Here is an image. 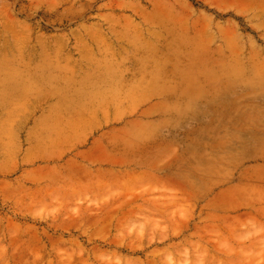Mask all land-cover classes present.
I'll return each mask as SVG.
<instances>
[{"label":"rangeland","instance_id":"obj_1","mask_svg":"<svg viewBox=\"0 0 264 264\" xmlns=\"http://www.w3.org/2000/svg\"><path fill=\"white\" fill-rule=\"evenodd\" d=\"M0 264H264V0H0Z\"/></svg>","mask_w":264,"mask_h":264},{"label":"bare ground","instance_id":"obj_2","mask_svg":"<svg viewBox=\"0 0 264 264\" xmlns=\"http://www.w3.org/2000/svg\"><path fill=\"white\" fill-rule=\"evenodd\" d=\"M255 5H256V4H255ZM14 30H15V29H14ZM14 30H13V31H14ZM20 33H21V32H20ZM20 33H18V35H19ZM15 34H16V33H15ZM15 34H14V35H15ZM24 34H25V33H24ZM24 34H23V35H24ZM18 35H17V36H18ZM21 35H22V34H21ZM15 36H16V35H15ZM20 38H21V37H20ZM22 38H23V37H22ZM25 38H26V37H25ZM20 41H21V40H20ZM22 41H23V40H22ZM25 42H26V41H25ZM22 43H23V42H22ZM25 44H26V43H25ZM20 45H21V44H20Z\"/></svg>","mask_w":264,"mask_h":264}]
</instances>
